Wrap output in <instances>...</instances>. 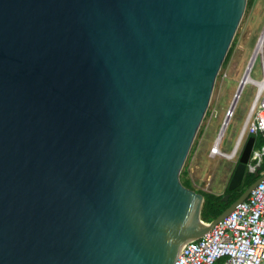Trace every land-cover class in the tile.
<instances>
[{"label":"water","instance_id":"95a60500","mask_svg":"<svg viewBox=\"0 0 264 264\" xmlns=\"http://www.w3.org/2000/svg\"><path fill=\"white\" fill-rule=\"evenodd\" d=\"M246 1L0 0V264H173L247 197L179 178Z\"/></svg>","mask_w":264,"mask_h":264},{"label":"built area","instance_id":"2783aa9c","mask_svg":"<svg viewBox=\"0 0 264 264\" xmlns=\"http://www.w3.org/2000/svg\"><path fill=\"white\" fill-rule=\"evenodd\" d=\"M263 49L264 28L239 81L240 91L243 85L248 82L256 87V91L234 148L229 153L220 150L218 146L220 140L217 142L220 132L210 148L212 156L237 160L245 141L249 136H254L245 172L253 174L258 171V176H262V178L250 190L247 197L237 203L227 216L206 233L185 242L173 264H264V167L262 168L264 165V142L257 143L258 137L264 138ZM256 57L260 58L261 63L262 77L260 80H254L250 76ZM225 76L226 73L223 74V77ZM240 91L233 95L230 103L232 107L226 109L221 129L225 122L227 125L232 116Z\"/></svg>","mask_w":264,"mask_h":264},{"label":"rangeland","instance_id":"374dc122","mask_svg":"<svg viewBox=\"0 0 264 264\" xmlns=\"http://www.w3.org/2000/svg\"><path fill=\"white\" fill-rule=\"evenodd\" d=\"M263 28L264 0H255L251 8H245L244 10L233 37L234 40L232 39L233 46L230 56L226 65L221 67L215 79L208 108L182 166V169L184 165L187 166L189 179L199 189L203 188L204 190L221 193L228 180L222 179V175L228 172V170L231 171L234 166L232 161L222 157L209 158L208 151L220 132L225 110L230 106L233 95L237 90L239 81L253 54L257 39ZM224 73H226L225 77H223ZM250 76L254 80H260L262 77L259 57H256L254 60ZM255 91L256 87L252 83L248 82L243 85L234 106L232 116L220 139L219 148L221 151L229 153L234 147L239 132L248 115ZM197 147L198 154L195 151ZM197 159L199 163L195 166ZM211 173L212 177L208 183V174L211 175Z\"/></svg>","mask_w":264,"mask_h":264},{"label":"trees","instance_id":"16d2710c","mask_svg":"<svg viewBox=\"0 0 264 264\" xmlns=\"http://www.w3.org/2000/svg\"><path fill=\"white\" fill-rule=\"evenodd\" d=\"M254 1L255 0H247L245 8L246 9L249 7L251 8L252 5L254 4ZM232 46H233V42L231 43V45L227 51V54L223 60L221 67H224L226 65L228 58L230 56L231 50H232ZM262 142H264V138L258 137L257 143L259 144ZM263 167H264V165H262V168ZM233 169H234V167H233ZM233 169L231 170L229 178L232 174ZM188 173H189V170H188L187 166L184 165V168L180 171V174H179L180 181L182 182V184L184 186L191 188V189H194L193 185L191 183V180L188 177ZM229 178H228V180H229ZM255 179L256 178H255L254 174L245 172L243 179L241 181V184L232 190L227 189L228 180H227L226 184L224 185L223 191L221 193H215L213 191L202 190V189H194L196 192H199L203 196V202H202L201 211H200L201 219L203 221H210L213 218H215L223 209H225L232 201H234L243 192V190L245 188H247ZM224 194H229L228 203H225L222 200V196Z\"/></svg>","mask_w":264,"mask_h":264},{"label":"crops","instance_id":"0c3cea01","mask_svg":"<svg viewBox=\"0 0 264 264\" xmlns=\"http://www.w3.org/2000/svg\"><path fill=\"white\" fill-rule=\"evenodd\" d=\"M227 109H228V108H227ZM225 111H226V110H225ZM212 112H213V111H212ZM224 115H225V113H224ZM214 142H215V141H214ZM213 144H214V143H213ZM198 145H199V144H198ZM218 146H219V144H218ZM210 148H211V147H210ZM210 148H209V151H208V157H209V158L220 157V156H212V155L210 154ZM233 148H234V147H233ZM233 148H232V149H233ZM195 151H196V154H198V147L196 148ZM222 158H223V157H222ZM225 159H227V158H225ZM227 160L232 161V164H233V165H235V164H236V161H237L236 159H232V160L227 159ZM198 163H199V161H198V159H197V163H195V166H197ZM193 167H194V165H193ZM233 167H234V166H233ZM232 169H233V168H232ZM232 169H231V170H232ZM191 171H192V170H191ZM212 172H213V171H212ZM230 172H231V171H229V170H228V172H225V173L222 175V179H228V178H229V177H228V174H229ZM211 177H212V173H211V175L208 174V178H209V179L207 178V179H208V183H209ZM191 183H192L194 189H199V188H197V187L194 186V182H193V181H191ZM207 185H208V184H207ZM201 189L204 190L203 188H201Z\"/></svg>","mask_w":264,"mask_h":264},{"label":"bare ground","instance_id":"6f19581e","mask_svg":"<svg viewBox=\"0 0 264 264\" xmlns=\"http://www.w3.org/2000/svg\"><path fill=\"white\" fill-rule=\"evenodd\" d=\"M246 75H247V72H246L245 76H246ZM225 125H226V122L224 123V125H223V127H222V129H221V131H220V134H219V137H218V139H217V142H219L220 138H221L222 135H223ZM215 148H217V145H215ZM203 226H204V225H203Z\"/></svg>","mask_w":264,"mask_h":264}]
</instances>
